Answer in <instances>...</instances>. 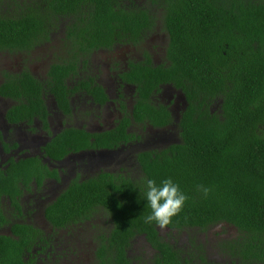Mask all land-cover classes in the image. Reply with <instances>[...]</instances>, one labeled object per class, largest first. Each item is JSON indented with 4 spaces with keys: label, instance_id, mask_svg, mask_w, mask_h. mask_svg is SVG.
I'll list each match as a JSON object with an SVG mask.
<instances>
[{
    "label": "trees",
    "instance_id": "16d2710c",
    "mask_svg": "<svg viewBox=\"0 0 264 264\" xmlns=\"http://www.w3.org/2000/svg\"><path fill=\"white\" fill-rule=\"evenodd\" d=\"M10 2L16 9L0 15V51L15 53L32 46L43 20L28 13L32 8H27L26 0ZM157 3L163 8L169 38V64L137 67L125 76L138 85L140 92L133 117L140 121L145 116L154 127L173 123L163 105L156 108L148 102L160 84L180 89L187 106L178 122L179 143L137 154L142 178L157 183L172 178L189 197L166 227L204 231L209 225L226 223L239 235L234 264H264V0ZM51 8L69 17L67 39L86 44L88 49L128 43L138 38L150 19L143 8L131 5V0H55ZM65 72V68L51 67L47 88L67 113ZM43 89V84L27 71L7 75L0 84V94L19 103L7 111L6 118H45ZM97 91V100L104 101V94ZM128 123L126 118L116 129L98 134L66 128L52 139L46 154L60 158L68 147L76 151L98 144L116 146L126 135ZM41 168L44 166L37 158L11 160L7 169L0 170V198H13L19 182L26 183ZM142 178L133 181L103 172L81 182L73 181L47 207L46 216L62 225L87 216L93 203L102 204L114 222L110 239L118 252L116 264H128L123 248L135 234H145L161 253L167 254L164 264H180L170 247L161 248L155 222H144L150 208L140 193ZM199 185L210 189L207 197L197 191ZM3 215L0 207V218ZM11 258L0 253V264H16ZM200 259L203 264H213L204 257Z\"/></svg>",
    "mask_w": 264,
    "mask_h": 264
},
{
    "label": "flooded vegetation",
    "instance_id": "af4514ba",
    "mask_svg": "<svg viewBox=\"0 0 264 264\" xmlns=\"http://www.w3.org/2000/svg\"><path fill=\"white\" fill-rule=\"evenodd\" d=\"M10 1L0 0V15L15 11L16 6H10ZM26 1L29 5L27 8H32L27 10L28 13L43 20L39 28L41 32L28 49L15 53L0 51L3 61L0 62V84L7 75L29 72L44 86L41 98L46 116L34 115L30 120L9 121L7 111L19 102L0 94V170L7 169L11 160L26 158H37L44 168L34 171L26 183L19 182V190L13 198L1 196L0 207L4 215L0 218V253L12 257L16 264H116L118 252L110 239L114 222L102 204L93 203L85 213L87 216L76 217L74 221H66L62 225H58V220L46 216V209L73 181L81 182L103 172L115 178L122 176L133 180L132 170L140 168L138 153L166 148L145 147L147 143L142 139L149 129H165L171 124L154 127L145 116L137 121L133 115L140 92L137 84L126 80L129 77L125 79L137 67H166L169 64V38L163 21V8L157 3L159 0H131V5L143 8L149 15L148 27L128 43L118 42L110 47L93 46L88 49L86 44L67 39L69 17L51 8L55 0ZM54 33L58 37L53 41ZM55 48L61 53H55ZM53 66L65 68L67 72L64 78L68 89L65 96L67 113L47 88ZM97 89L105 96L102 102L97 100ZM167 89L169 91H165ZM148 102L156 108L159 105L166 108L178 129L176 142L172 143H179L178 122L180 113L187 106L185 94L170 84H160L159 90L149 95ZM126 118L129 119L125 127L126 135L117 141L116 146L102 147L98 144L76 151L68 147L60 158L46 154L45 149L52 139L66 128H79L98 134L116 129ZM93 140L95 138L90 139ZM95 218L98 219L97 223L93 222ZM86 225L89 227L86 228ZM17 226L29 230L15 231ZM215 227H218V232L230 233V238L222 240L207 232ZM155 229L161 248L170 247L180 264H193V257L200 258L203 253L206 261L214 264H233L231 254L235 252L234 249L228 256H225L223 249L211 256L200 246L199 235L194 233L202 231L205 240L216 238L220 245L237 244L232 241L236 230L231 225L212 224L204 231L189 228L191 232L194 231L190 236L182 234L185 228L171 229L165 226L161 229L156 225ZM135 237L142 238L144 249H137V255L132 260L129 256L130 245ZM123 251L128 264H164L168 260L167 254L161 253L145 234H135ZM216 254H220L222 260Z\"/></svg>",
    "mask_w": 264,
    "mask_h": 264
},
{
    "label": "rangeland",
    "instance_id": "374dc122",
    "mask_svg": "<svg viewBox=\"0 0 264 264\" xmlns=\"http://www.w3.org/2000/svg\"><path fill=\"white\" fill-rule=\"evenodd\" d=\"M11 3V2H10ZM62 31V30H61ZM60 31V32H61ZM58 37V35H56V33L53 34L52 36V40H56ZM53 47L54 44H52ZM55 53H61V50H59L58 48H55L54 50ZM49 57V55H48ZM2 57L0 58V62H3L1 61ZM33 64V62H31ZM165 91H169V89L165 90ZM176 126V123H173L171 124L170 126L166 127L165 129H149L147 131V134L145 135L146 137H144L142 139V141H144L146 144L145 147H154V146H158L159 148H162V147H167L169 146L170 144H172V142H176V138H177V127ZM145 133V132H144ZM164 142H163V141ZM158 147L156 149H158ZM135 168V167H134ZM132 174L134 176V179L133 181H140V179L142 178L143 174L140 172V168H135L132 170ZM98 219L95 218L93 222L97 223ZM91 222V223H93ZM86 228L89 227V225H86L85 226ZM230 229L234 230L233 228L230 227ZM183 230V233L182 234H187L188 236H190V234L194 231H190L189 228H185V229H182ZM207 232L210 234V235H217L219 239H222V240H226V239H229L230 238V233L228 232H223V231H220L218 232V227H215V228H212V229H209L207 230ZM196 235H199V239H200V246L204 249L207 250V252H209V254L211 256H213L216 251H220L221 249L224 250V254L225 256H228V254L230 252L233 251V249L237 246H239V235L238 233H236V239L234 240H237L236 243L238 244H230V243H226V246L224 245H220V243L218 242V240L216 238H212V239H204V237H202V231H199L198 233L197 232H194ZM189 239L191 240V237H189ZM205 240V243H202L203 241ZM87 242H90L89 240L86 239ZM137 249H140V250H143L144 249V244H143V240L142 238L140 237H135L132 242H131V245H130V253H129V256L130 258L133 260L135 257H136V253H137ZM233 255V256H232ZM200 257H204V259L206 260V256L203 254L200 255ZM216 257L220 260H222V256L220 254H216ZM236 257L238 258V253L237 251L233 252L231 254V258H232V263L234 264L235 260H236ZM193 259H195V261L193 262V264H199L200 261H202L199 257H193ZM200 259V261H199ZM209 262V261H207ZM212 263V262H211ZM214 264V263H213Z\"/></svg>",
    "mask_w": 264,
    "mask_h": 264
},
{
    "label": "clouds",
    "instance_id": "9594fccd",
    "mask_svg": "<svg viewBox=\"0 0 264 264\" xmlns=\"http://www.w3.org/2000/svg\"><path fill=\"white\" fill-rule=\"evenodd\" d=\"M197 191L207 197L210 189L199 185ZM140 193L150 208V214L144 217V222H155L161 229L170 224L172 217L180 213L189 198L172 178L163 179L159 183L152 178H142Z\"/></svg>",
    "mask_w": 264,
    "mask_h": 264
}]
</instances>
